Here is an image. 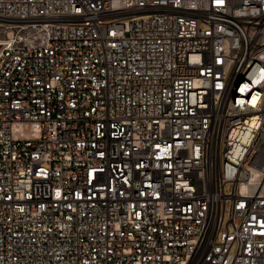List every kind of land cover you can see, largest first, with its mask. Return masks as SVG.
I'll use <instances>...</instances> for the list:
<instances>
[{
    "label": "built area",
    "instance_id": "2783aa9c",
    "mask_svg": "<svg viewBox=\"0 0 264 264\" xmlns=\"http://www.w3.org/2000/svg\"><path fill=\"white\" fill-rule=\"evenodd\" d=\"M0 264H264V0H0Z\"/></svg>",
    "mask_w": 264,
    "mask_h": 264
}]
</instances>
